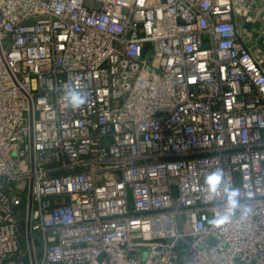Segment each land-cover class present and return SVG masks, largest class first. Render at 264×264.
Instances as JSON below:
<instances>
[{"label": "built area", "instance_id": "built-area-1", "mask_svg": "<svg viewBox=\"0 0 264 264\" xmlns=\"http://www.w3.org/2000/svg\"><path fill=\"white\" fill-rule=\"evenodd\" d=\"M0 264H264V0H0Z\"/></svg>", "mask_w": 264, "mask_h": 264}, {"label": "clouds", "instance_id": "clouds-1", "mask_svg": "<svg viewBox=\"0 0 264 264\" xmlns=\"http://www.w3.org/2000/svg\"><path fill=\"white\" fill-rule=\"evenodd\" d=\"M66 102L72 107L73 110L83 107L87 102V95L81 90L75 88L65 91ZM206 191H209L215 198L217 194H222L224 199L225 209H239L240 205V190L236 187L231 186L225 179L224 172L221 169H217L210 173L205 178ZM222 189V193H221ZM247 209H245L246 214ZM231 220L230 215L224 211L218 213L211 220L209 224L213 226L222 225Z\"/></svg>", "mask_w": 264, "mask_h": 264}, {"label": "water", "instance_id": "water-1", "mask_svg": "<svg viewBox=\"0 0 264 264\" xmlns=\"http://www.w3.org/2000/svg\"><path fill=\"white\" fill-rule=\"evenodd\" d=\"M149 47H150V44H147V45H146V48H149Z\"/></svg>", "mask_w": 264, "mask_h": 264}, {"label": "rangeland", "instance_id": "rangeland-1", "mask_svg": "<svg viewBox=\"0 0 264 264\" xmlns=\"http://www.w3.org/2000/svg\"><path fill=\"white\" fill-rule=\"evenodd\" d=\"M148 59H151V57L149 56V54L147 55Z\"/></svg>", "mask_w": 264, "mask_h": 264}]
</instances>
